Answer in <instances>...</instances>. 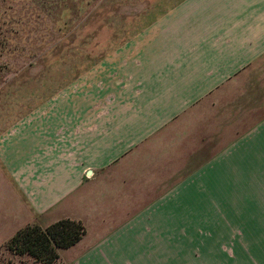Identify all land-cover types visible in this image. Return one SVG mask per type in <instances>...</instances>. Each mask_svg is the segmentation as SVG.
<instances>
[{"label":"crops","instance_id":"1","mask_svg":"<svg viewBox=\"0 0 264 264\" xmlns=\"http://www.w3.org/2000/svg\"><path fill=\"white\" fill-rule=\"evenodd\" d=\"M146 2L156 13L141 31L0 134V247L69 218L94 226L72 264H165L168 209H264V113L169 187L155 184L166 158L143 150L222 87L248 84L264 62V0ZM249 85L262 111L264 77Z\"/></svg>","mask_w":264,"mask_h":264},{"label":"rangeland","instance_id":"2","mask_svg":"<svg viewBox=\"0 0 264 264\" xmlns=\"http://www.w3.org/2000/svg\"><path fill=\"white\" fill-rule=\"evenodd\" d=\"M145 3L0 0V134L93 73L99 62L141 31L156 13ZM263 70L264 62L252 65L246 86L238 80L222 87L143 147L146 157L166 158V169H161L166 174L155 184L169 187L264 113L255 110L256 92L249 85L264 77ZM223 131L228 132L224 138ZM193 138L198 148L191 146ZM166 218L165 264H264V209H168ZM86 225L88 232L94 230L90 221ZM70 248L62 250L65 261L58 257L52 264H72L75 253ZM0 264L37 263L1 246Z\"/></svg>","mask_w":264,"mask_h":264},{"label":"trees","instance_id":"3","mask_svg":"<svg viewBox=\"0 0 264 264\" xmlns=\"http://www.w3.org/2000/svg\"><path fill=\"white\" fill-rule=\"evenodd\" d=\"M85 234L82 222L74 219H59L46 227L28 224L20 228L4 245L16 255H28L35 262L52 264L60 249L75 245Z\"/></svg>","mask_w":264,"mask_h":264}]
</instances>
